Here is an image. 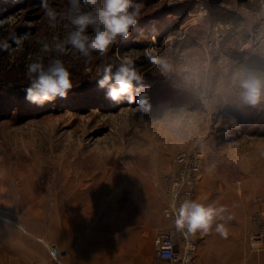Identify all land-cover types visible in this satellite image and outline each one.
<instances>
[{
  "label": "rangeland",
  "instance_id": "374dc122",
  "mask_svg": "<svg viewBox=\"0 0 264 264\" xmlns=\"http://www.w3.org/2000/svg\"><path fill=\"white\" fill-rule=\"evenodd\" d=\"M40 2L0 0V41L8 45L0 52L2 85L12 77L29 84L26 65L40 55L37 40L60 41L71 30L66 22L50 28ZM137 2V26L105 57L93 54L86 63L45 55V64L60 58L72 74L66 99L29 103L23 116L0 119V244L38 239L50 264H72L48 244L60 252L83 240V263L141 264L143 256L152 264L153 236L175 225L167 210L179 205L168 181L176 156L199 150L204 162L191 200L223 205L233 219L227 239L214 231L190 236L195 264H262L264 102L243 104L234 77L264 78V0ZM50 3L68 8V0ZM146 48L167 67L148 63ZM124 55L144 77L152 106L146 113L110 102L96 83L103 67L118 66ZM178 237L183 246L185 236Z\"/></svg>",
  "mask_w": 264,
  "mask_h": 264
},
{
  "label": "clouds",
  "instance_id": "9594fccd",
  "mask_svg": "<svg viewBox=\"0 0 264 264\" xmlns=\"http://www.w3.org/2000/svg\"><path fill=\"white\" fill-rule=\"evenodd\" d=\"M142 5L137 0H68V8L58 11L50 0H41L39 10L47 19L50 28L66 22L71 30L60 41L51 43L37 40L40 45L35 60L26 65V77L29 81L24 89L25 99L29 103L43 107L55 104L57 98L66 99L73 89L72 74L65 62L60 58H52L44 62L46 54L57 56L71 54L79 56L86 63L94 59L93 54L105 57L109 50L120 41H127L132 29L138 24ZM22 38H17V44ZM3 47L6 49L7 44ZM145 60L152 65L167 67L154 49H144ZM238 79L243 104L256 106L264 102V78L248 75ZM144 77L138 72L136 62L124 55L118 66L107 64L96 83L105 90V98L112 103L124 101L129 106L135 105L137 111L146 113L151 109L145 88ZM175 228L186 238L199 233L206 235L215 232L227 239L229 230L227 223L233 217L227 214L223 205L201 203L198 200L184 199L177 206L172 205Z\"/></svg>",
  "mask_w": 264,
  "mask_h": 264
},
{
  "label": "built area",
  "instance_id": "2783aa9c",
  "mask_svg": "<svg viewBox=\"0 0 264 264\" xmlns=\"http://www.w3.org/2000/svg\"><path fill=\"white\" fill-rule=\"evenodd\" d=\"M178 168L169 174L168 181L174 200L182 202L191 199L193 189L200 180V169L204 162L202 151H183L175 159ZM167 216L174 218L171 208ZM179 231L174 226L155 236V258L152 264H195L197 243L190 237H185L181 246Z\"/></svg>",
  "mask_w": 264,
  "mask_h": 264
},
{
  "label": "crops",
  "instance_id": "0c3cea01",
  "mask_svg": "<svg viewBox=\"0 0 264 264\" xmlns=\"http://www.w3.org/2000/svg\"><path fill=\"white\" fill-rule=\"evenodd\" d=\"M16 229L17 227L7 228L6 226H4L5 233L7 234L16 232ZM163 231L157 232L153 236L154 253H155V236ZM131 238L133 239V237ZM1 243L2 244H0V264H50V258H51L50 255L48 256L47 253L44 252L43 253L44 255L41 256V250H40L41 241H39L38 239L30 240V241L21 240V241L12 242V241H9L8 238H6L4 242H1ZM48 246L52 248V251L55 254H61V253L68 254L72 259L71 260L72 264H90V263H83L85 261L84 259L86 258L83 255V253L87 251V248L83 244V240H80L79 243L74 244V247L71 250L68 249L69 244L61 245L60 252L56 244L50 243L48 244ZM138 247H139L138 251H140L141 248L143 247V244L140 243ZM4 249H7V251L6 252L2 251ZM129 256H132V255L129 254ZM134 256L135 255L133 254V257ZM127 261L128 263L133 262L131 258H127L126 261H123L122 263L119 261H116L115 264H128ZM149 261H150L149 259L144 260V257L143 256L141 257V264H148Z\"/></svg>",
  "mask_w": 264,
  "mask_h": 264
},
{
  "label": "trees",
  "instance_id": "16d2710c",
  "mask_svg": "<svg viewBox=\"0 0 264 264\" xmlns=\"http://www.w3.org/2000/svg\"><path fill=\"white\" fill-rule=\"evenodd\" d=\"M3 44V43H2ZM0 41V52L4 49ZM5 60L3 54L0 53V64ZM4 78V75L0 73V79ZM12 81L9 85L0 84V112L9 111L12 109L13 114L0 116V119L6 118V116L26 114V107L30 106L29 102L25 99L24 89L28 86V83L22 84L20 79L12 77ZM30 116V115H27Z\"/></svg>",
  "mask_w": 264,
  "mask_h": 264
}]
</instances>
